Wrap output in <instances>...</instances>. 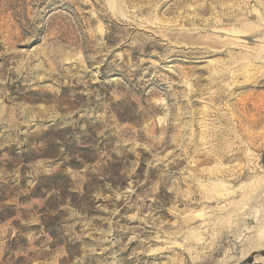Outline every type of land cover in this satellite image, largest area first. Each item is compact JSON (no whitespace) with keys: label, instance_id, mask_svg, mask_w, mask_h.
<instances>
[{"label":"rangeland","instance_id":"obj_1","mask_svg":"<svg viewBox=\"0 0 264 264\" xmlns=\"http://www.w3.org/2000/svg\"><path fill=\"white\" fill-rule=\"evenodd\" d=\"M0 264H264V0H0Z\"/></svg>","mask_w":264,"mask_h":264}]
</instances>
